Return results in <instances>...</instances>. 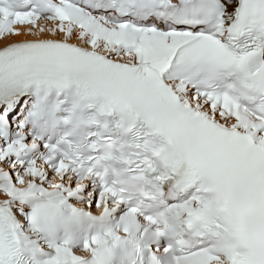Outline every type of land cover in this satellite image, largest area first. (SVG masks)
<instances>
[{
	"label": "snow or ice",
	"instance_id": "snow-or-ice-1",
	"mask_svg": "<svg viewBox=\"0 0 264 264\" xmlns=\"http://www.w3.org/2000/svg\"><path fill=\"white\" fill-rule=\"evenodd\" d=\"M0 264H264V0H0Z\"/></svg>",
	"mask_w": 264,
	"mask_h": 264
}]
</instances>
